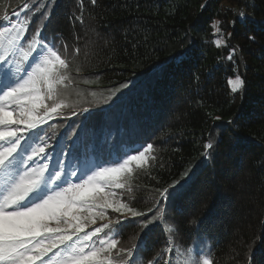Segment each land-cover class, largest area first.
<instances>
[{"label": "trees", "instance_id": "trees-1", "mask_svg": "<svg viewBox=\"0 0 264 264\" xmlns=\"http://www.w3.org/2000/svg\"><path fill=\"white\" fill-rule=\"evenodd\" d=\"M15 24L16 39L5 35ZM40 38L68 63L56 117L84 110L34 130L37 146L57 144L49 168L95 171L153 145L112 189L142 215L108 209L85 231L108 224L93 239L115 237L137 264H168L171 254L184 264L185 252L197 264H264V0H0V56L19 39L16 59L31 58ZM237 76L244 85L233 92ZM78 138L86 153L74 152ZM184 180L161 203L159 190Z\"/></svg>", "mask_w": 264, "mask_h": 264}, {"label": "snow or ice", "instance_id": "snow-or-ice-1", "mask_svg": "<svg viewBox=\"0 0 264 264\" xmlns=\"http://www.w3.org/2000/svg\"><path fill=\"white\" fill-rule=\"evenodd\" d=\"M239 15L243 17V13ZM213 27L220 31L215 24ZM13 43L14 50L0 56V264H137L132 250L127 251L131 259L125 260L124 250L118 248L115 237L99 239L98 243L93 239L108 224L92 232H86L85 228L96 224L98 219H108L105 215L108 209L121 214L129 212L132 217L142 215L115 198L112 189L124 187L121 176L130 174L133 164L146 163V153L153 145L133 149L136 154L118 155L110 160L116 167L98 164L99 171L88 169L69 174L47 164L40 165L36 158L47 156L45 148L32 147L29 141L38 135L34 130L39 125L67 106L57 100L58 87L68 79L62 71L68 68V63L47 41L31 49L35 53L31 58L25 52L22 60H17L15 49L23 48L24 44L19 39ZM221 43L218 40L217 47ZM235 51L231 49L229 60ZM229 84L236 92L244 81L237 76ZM204 147L208 154L214 145L208 142ZM70 176H75L76 181ZM186 183L187 180L174 182L159 190L161 203L168 197L179 196ZM165 210L156 208L161 214ZM152 223L153 219H148L147 224ZM54 249L59 251L53 252ZM49 253L53 255L50 257ZM183 255L184 264H197L189 253ZM173 259L171 254L168 264ZM202 264L213 261L204 259Z\"/></svg>", "mask_w": 264, "mask_h": 264}, {"label": "rangeland", "instance_id": "rangeland-1", "mask_svg": "<svg viewBox=\"0 0 264 264\" xmlns=\"http://www.w3.org/2000/svg\"><path fill=\"white\" fill-rule=\"evenodd\" d=\"M48 26H45V28H47ZM20 29V26L19 25H17V24H15V25H13V26H11L10 28H9V30H7V32H6V36L7 35H9L11 32H9V31H12V30H14L15 32H14V39H16V36H18V30ZM83 30L85 31L86 30V27L84 26V28H83ZM4 35V36H5ZM13 35V34H12ZM64 59V58H63ZM35 66V65H34ZM235 79V78H234ZM230 80H232V79H229V81ZM230 85V84H229ZM230 88H231V86H230ZM231 90H232V88H231ZM68 112H70V111H68ZM84 112V110H82V111H77V112H74L73 114L72 113H67L68 115H66V114H62V115H64L63 117H56L57 116V114H55L54 115V117L52 118V119H49V120H56V119H61L62 121H65V123H67V121L69 122L72 118H74V117H77V119H78V117H79V115L80 114H82ZM69 114H72L71 116L69 115ZM48 120V121H49ZM85 122V121H84ZM43 124H41V125H39V126H42ZM84 138H88V136H87V134L86 135H84ZM77 141H79V142H77ZM75 143H76V147H77V149L76 150H74V152L75 153H77V154H81V153H86L85 151H86V148H85V146H86V142H82L81 141V138H78V139H76V141H74ZM29 144H31V146H33V147H37V145H36V143H35V139L33 138L32 140H30L29 141ZM57 145V144H56ZM56 145H54L53 147L54 148H50V149H48L47 150V148L45 149V152H46V154L48 155V153L50 152V151H52V149H57V146ZM70 152H71V150H70ZM47 157V156H46ZM46 157H43V156H41V157H37L36 159H37V161H38V163L40 164V165H43V164H47L48 165V163H46ZM123 163V162H122ZM35 166V165H34ZM104 167H116V166H104ZM95 171H99V169L98 170H95ZM92 174V172L89 174V175H91ZM73 181H76L74 178H71ZM85 179H87V176L85 177ZM67 185H65V187H66Z\"/></svg>", "mask_w": 264, "mask_h": 264}]
</instances>
